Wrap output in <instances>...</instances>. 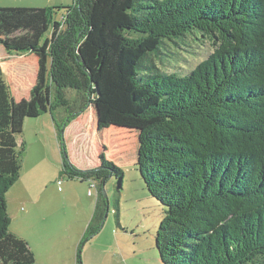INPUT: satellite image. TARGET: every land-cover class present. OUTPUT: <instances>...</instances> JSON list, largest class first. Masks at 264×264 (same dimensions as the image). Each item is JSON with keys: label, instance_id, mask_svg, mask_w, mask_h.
<instances>
[{"label": "trees", "instance_id": "1", "mask_svg": "<svg viewBox=\"0 0 264 264\" xmlns=\"http://www.w3.org/2000/svg\"><path fill=\"white\" fill-rule=\"evenodd\" d=\"M20 10L0 29L26 22L35 35L0 44L36 55L38 77L22 108L0 63V264L36 263L29 242L10 231L7 192L25 151L17 128L42 102L59 135L90 106L98 131L137 130L136 166L166 206L156 235L162 264H264V0H74ZM191 41L210 48L201 61L186 72L161 67ZM59 109L67 113L60 125ZM102 146L98 166L81 169L65 152L61 171L96 184L92 233L106 217L105 183L116 176L122 189L124 179Z\"/></svg>", "mask_w": 264, "mask_h": 264}, {"label": "rangeland", "instance_id": "2", "mask_svg": "<svg viewBox=\"0 0 264 264\" xmlns=\"http://www.w3.org/2000/svg\"><path fill=\"white\" fill-rule=\"evenodd\" d=\"M73 3L74 0H0V8H21L37 14L41 8ZM64 13L62 9L58 17ZM34 21H40V18H34ZM35 26L39 25L35 23ZM47 36L48 33L40 38L39 43H43ZM186 48L188 53L178 60L166 61L161 67L167 71L186 72L210 51L199 41H191V47L183 45L179 49ZM11 55L18 56L8 53L0 44L1 59L13 63L2 67L4 79L15 104L24 108L37 81L38 59L20 61L21 57L10 58ZM15 58L17 61H13ZM166 59L172 60V57ZM48 78L47 72L45 82ZM70 92L68 89V97L74 96ZM55 115L56 123L60 125L67 113L59 109ZM96 125L98 119L93 106L69 124H64L59 137L48 105L46 107L42 102L38 104L37 113H24L17 128L21 130L17 133V142L19 147L23 144L25 148L22 170L19 179L7 192L10 231L30 239L28 241L39 258L35 264H79L78 261L81 264H162L156 235L166 206L153 196L136 166L138 132L124 126L98 131ZM102 144L107 147L104 151L106 157L124 170V179L122 189L116 176L109 177L105 183L106 217L101 228L92 233L89 225L98 189L92 188V194H89V180L70 178L61 171L65 152L66 161L81 166V169L96 167L95 160L99 159ZM98 162L100 164V160ZM28 197L36 203L32 206L33 214L26 219ZM94 222L91 226H95Z\"/></svg>", "mask_w": 264, "mask_h": 264}, {"label": "crops", "instance_id": "3", "mask_svg": "<svg viewBox=\"0 0 264 264\" xmlns=\"http://www.w3.org/2000/svg\"><path fill=\"white\" fill-rule=\"evenodd\" d=\"M13 9H21V8H9V7H5V8H0V11H4V13H2V14H0V21H1V19H3V20H8V19H10V16H9V13H8V11H12ZM42 9V8H41ZM18 23V25H16V22H15V27L11 30V31H6V30H1L0 29V38H2V39H8V40H14V38H18V37H21V36H27L30 32H31V34H29V35H35V33H33V30H35V29H33L32 28V25L31 24H28L29 25V27L27 26V25H24V23H26V22H23V23H20L19 24V22H17ZM41 26H43V24L41 23V24H39V26H38V28L39 27H41ZM12 57H21L22 59H20V61H22V60H27V59H35L36 61H37V58L36 57H34V56H32V55H30V56H26V57H24V56H20V55H18V56H10V58H12ZM26 58V59H25ZM13 61H17V59L15 58ZM0 63H1V66L3 67V69H4V65H7L8 66V64L7 63H10V62H7L6 61V58H4V59H1V56H0ZM11 64V66H12V62L10 63ZM79 117V116H78ZM77 117V118H78ZM97 126V125H96ZM57 130V129H56ZM58 137H59V133H58ZM99 153V152H98ZM98 156V155H97ZM98 157H97V159L95 160V165L94 166H97V165H99V162H98ZM77 166V165H76ZM77 167H79V168H81V166H77ZM91 190V193H89V194H92V188H91V185H90V188H89V191ZM26 201L28 202V206H29V211H28V214L26 215V219L27 218H29L32 214H33V212H34V209L32 208V206H35V203H36V200H34V199H32V198H27L26 199ZM22 235V234H21ZM22 237L23 238H27L25 235H22ZM27 240V239H26ZM29 241H30V239H28ZM27 240V241H28ZM28 241V242H29ZM29 244H31L30 242H29ZM30 246H32V245H30ZM32 248V247H31ZM32 250L34 251V253H35V256H36V262H38V260H39V258H38V256H37V253H36V249L33 247L32 248Z\"/></svg>", "mask_w": 264, "mask_h": 264}, {"label": "built area", "instance_id": "4", "mask_svg": "<svg viewBox=\"0 0 264 264\" xmlns=\"http://www.w3.org/2000/svg\"><path fill=\"white\" fill-rule=\"evenodd\" d=\"M60 183H61V181H60ZM94 187H96L95 183H91V188H94ZM89 193H91V190L89 191Z\"/></svg>", "mask_w": 264, "mask_h": 264}, {"label": "water", "instance_id": "5", "mask_svg": "<svg viewBox=\"0 0 264 264\" xmlns=\"http://www.w3.org/2000/svg\"><path fill=\"white\" fill-rule=\"evenodd\" d=\"M63 131H64V129H63ZM63 133V132H62ZM104 195H105V192H104ZM106 196V195H105Z\"/></svg>", "mask_w": 264, "mask_h": 264}]
</instances>
